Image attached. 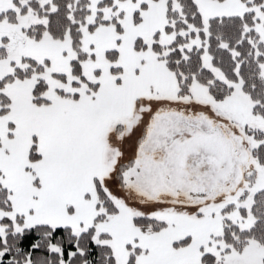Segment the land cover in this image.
Here are the masks:
<instances>
[{"label": "snow or ice", "instance_id": "6c2138e0", "mask_svg": "<svg viewBox=\"0 0 264 264\" xmlns=\"http://www.w3.org/2000/svg\"><path fill=\"white\" fill-rule=\"evenodd\" d=\"M0 264H264V0H0Z\"/></svg>", "mask_w": 264, "mask_h": 264}]
</instances>
